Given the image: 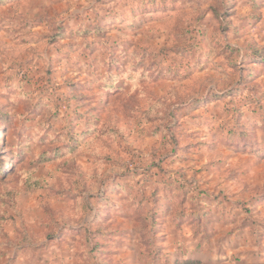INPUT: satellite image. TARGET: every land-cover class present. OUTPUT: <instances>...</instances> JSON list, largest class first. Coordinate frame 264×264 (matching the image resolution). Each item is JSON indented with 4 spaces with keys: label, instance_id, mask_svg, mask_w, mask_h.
I'll return each mask as SVG.
<instances>
[{
    "label": "rangeland",
    "instance_id": "obj_1",
    "mask_svg": "<svg viewBox=\"0 0 264 264\" xmlns=\"http://www.w3.org/2000/svg\"><path fill=\"white\" fill-rule=\"evenodd\" d=\"M0 264H264V0H0Z\"/></svg>",
    "mask_w": 264,
    "mask_h": 264
}]
</instances>
